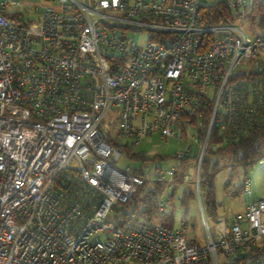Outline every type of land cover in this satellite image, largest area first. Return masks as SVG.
I'll list each match as a JSON object with an SVG mask.
<instances>
[{
    "label": "built area",
    "instance_id": "1",
    "mask_svg": "<svg viewBox=\"0 0 264 264\" xmlns=\"http://www.w3.org/2000/svg\"><path fill=\"white\" fill-rule=\"evenodd\" d=\"M218 1L239 19L254 2L0 0V264H264L247 177L246 210L213 228L201 203L202 242L162 223L163 195L153 220H109L145 182L175 184L174 166L119 167L124 146L186 138V161L192 137L203 158L214 130L237 141L264 120V35L202 23Z\"/></svg>",
    "mask_w": 264,
    "mask_h": 264
},
{
    "label": "rangeland",
    "instance_id": "2",
    "mask_svg": "<svg viewBox=\"0 0 264 264\" xmlns=\"http://www.w3.org/2000/svg\"><path fill=\"white\" fill-rule=\"evenodd\" d=\"M234 21L239 22L251 35L260 33L259 27L252 21L251 16H246L242 19L235 17ZM135 37L138 40L140 37L144 38V35H136ZM194 132L195 129L192 128L191 134H194ZM185 139L181 141L176 136L163 139L159 134H154L152 138L141 140L139 144L133 148V152L142 153L146 157L152 158V160H149L151 168L155 166H160L163 169L172 166L176 167L178 174L177 177H175L174 186H178V188L174 198L170 201L167 200V210L172 212L174 227H183L190 237H194L198 242H202L205 238V233L202 224L201 203L209 223L213 228L215 227V222L208 207V186L201 182L204 177L206 178L201 171L203 158H188L186 161H178V159L174 158L177 151L185 148L187 142V139ZM189 143L192 145V155H194V152H196L198 148V142L191 137ZM221 145H223V143L215 146L214 151ZM258 145L264 153V137L259 140ZM155 156H157V158H155ZM236 157L237 156L234 155L231 150L219 154L208 153L211 168L213 163L216 161L218 162V169L214 172L212 183L214 186L213 195L221 202L218 211L222 215L243 211L244 207L248 204L250 198L244 194L241 187L246 177L250 178L252 182V199L264 197V161L257 162L246 169L244 165L236 161ZM142 161V159H128L123 156L116 164L124 168L127 165L138 166ZM189 169H192V171ZM189 171L190 173L192 172L191 178L188 181L184 180V175L189 174ZM198 179H200V197L197 191ZM148 183L151 184V180H149ZM183 190H192L195 194V197L188 201L186 207H184L181 202ZM114 219V213L110 214L109 220L113 223ZM96 237L103 240L105 235L100 234Z\"/></svg>",
    "mask_w": 264,
    "mask_h": 264
},
{
    "label": "trees",
    "instance_id": "3",
    "mask_svg": "<svg viewBox=\"0 0 264 264\" xmlns=\"http://www.w3.org/2000/svg\"><path fill=\"white\" fill-rule=\"evenodd\" d=\"M245 9L246 16H251L252 21L259 27L260 33L257 35H264V0H254L253 4H247ZM239 14L240 11L238 9L230 8L222 1H218L215 4L203 5L201 7L202 23L204 24L232 22ZM263 137L264 120L248 127L246 135L237 141L224 142L219 137L218 130H214L213 137L208 142L201 164V171L203 175L206 176L201 182L208 186V207L214 219L217 218L218 208L221 205V202L213 195L214 186L212 183L214 172L218 169V162L216 161L213 163L211 168L208 153L219 154L231 150L234 155L237 156L235 158L236 161L240 162L247 169L259 162L260 159H264V153L258 145L259 140ZM222 143L223 145L219 146L216 151H214V147ZM124 150L129 158L142 159L143 161L152 160V158H148L142 153L133 152V148L124 146ZM195 153L196 152L188 158H197L198 156ZM155 158H157V156H155ZM177 174L176 172V177ZM177 188L178 186H173L171 189H166L164 183L152 182L149 184L145 182L138 186L135 193L127 202L117 203L115 205L113 212L115 219L113 224L121 229L128 230L142 220H153L157 214V205L160 197L163 195L166 202L172 200L176 194ZM194 197L195 194L192 190H183L181 196L182 205L186 207L188 201ZM162 223L166 226L174 227V219L171 211H167L162 219Z\"/></svg>",
    "mask_w": 264,
    "mask_h": 264
},
{
    "label": "crops",
    "instance_id": "4",
    "mask_svg": "<svg viewBox=\"0 0 264 264\" xmlns=\"http://www.w3.org/2000/svg\"><path fill=\"white\" fill-rule=\"evenodd\" d=\"M142 140H145V139H142ZM221 206V205H220ZM247 206V205H246ZM246 206L244 207V210H246ZM218 210H219V208H218ZM243 210V211H244ZM241 212V211H240ZM232 213V212H231ZM219 215H222L221 213H219V211H218V214H217V216H219ZM223 215H226V216H228V215H230V213L229 214H223ZM222 215V216H223ZM213 220H215V219H213Z\"/></svg>",
    "mask_w": 264,
    "mask_h": 264
}]
</instances>
